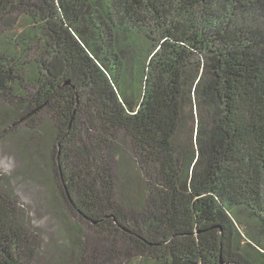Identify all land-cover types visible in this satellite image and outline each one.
<instances>
[{
	"label": "trees",
	"instance_id": "1",
	"mask_svg": "<svg viewBox=\"0 0 264 264\" xmlns=\"http://www.w3.org/2000/svg\"><path fill=\"white\" fill-rule=\"evenodd\" d=\"M233 1L0 0V137L23 126V142L46 146L58 195L83 216L125 204L129 219L100 217L106 264H264V32L224 24ZM198 107L215 119L200 120L192 157L178 139ZM113 159L137 172L125 202ZM13 179L0 170V264H36Z\"/></svg>",
	"mask_w": 264,
	"mask_h": 264
},
{
	"label": "rangeland",
	"instance_id": "2",
	"mask_svg": "<svg viewBox=\"0 0 264 264\" xmlns=\"http://www.w3.org/2000/svg\"><path fill=\"white\" fill-rule=\"evenodd\" d=\"M244 1L235 0L231 6L226 5L222 9L224 16L221 20L226 18L224 24L228 23V20H231L233 23H238L239 26L242 25L248 35L249 32L255 30L257 32H264V5L258 3V0H246L245 7H238V4ZM223 2L224 0H219L221 5H223ZM200 20L208 27L210 21L205 22L202 17ZM18 21L14 23L15 26H18ZM214 24H216L215 21ZM233 28H237V26ZM22 30V28L18 29L17 34L22 32ZM208 32L209 29L205 28L204 33L207 34ZM31 47L33 50L30 53V59H33L35 53L39 50V45L32 43ZM161 49L159 47L151 48L150 52L146 55V62L150 63L153 56L160 53ZM192 112L186 114L178 140L180 148L185 149L188 153L187 155H192L193 157L195 152V156L197 155L195 141L198 137L200 120L208 119V122L211 124L215 119V115L213 116V111L208 108L202 109L200 112L198 107L197 110L195 108ZM40 117L44 119V116ZM22 127L20 126V128ZM20 128L19 131H23ZM19 131L10 133L4 138L0 137V170L5 174H10L14 178L12 187L23 210L21 213L22 220L28 226V232L37 236L40 249L37 250L38 256L36 264H76L75 260L78 257L81 258V249H87L97 259L95 260L97 262L91 259L89 261L95 264H106L104 262L109 256L107 250L111 248L110 243L113 242L111 241L113 238L109 236V233H111L113 228L111 227L112 223L110 218L101 220L100 217L116 214L122 219H129L130 210L125 207V204L122 203L123 206L121 202H118V204L113 205V208L105 206L102 211L92 210L91 208L92 213L90 212L87 215L85 214L86 216H83L77 208L72 207L73 204L68 201L69 199H62L58 195V191L56 190L58 185L53 168L49 167L46 162L44 164L46 159V146H41L40 151V143L35 144L36 138L30 139L25 137L28 139L26 142H23L24 140L20 138L21 134ZM117 145L122 152L127 153L130 150L129 143L123 137L117 138ZM26 148H33L36 152H39L41 154V160H39L38 156L36 158L31 157L27 160L28 151ZM181 153L183 152L181 151ZM70 159L61 164L67 182L70 179V173L67 168H73L74 173L80 170V168H74L72 164H69ZM48 160H51V158H48ZM56 160L54 159V161ZM31 162L39 163L41 167L33 171L26 170L27 165ZM110 166L113 172L115 171V174H117L119 183L121 184V190L117 191L119 194L118 200L125 202V197L120 196V194L122 192L124 195V192L128 193L130 191L127 188L134 187L137 172L133 169H129V172H126V168L114 159ZM67 185L70 189L73 187V183H67ZM71 198L73 199V196ZM82 211L86 212L83 208ZM85 217L97 219L98 222L94 224ZM78 227L82 228V233H78ZM77 233L79 235H76ZM74 242L79 244V247ZM80 243L84 245L80 247ZM114 245L115 247L113 248H119L121 250L123 248L122 243L118 239Z\"/></svg>",
	"mask_w": 264,
	"mask_h": 264
}]
</instances>
